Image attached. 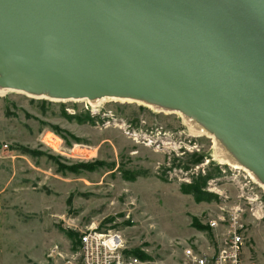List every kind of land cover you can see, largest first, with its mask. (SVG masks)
Here are the masks:
<instances>
[{
  "label": "rangeland",
  "instance_id": "1",
  "mask_svg": "<svg viewBox=\"0 0 264 264\" xmlns=\"http://www.w3.org/2000/svg\"><path fill=\"white\" fill-rule=\"evenodd\" d=\"M217 153L144 103L0 94V264H80L89 228L120 234L141 264H183L186 248L218 246L238 208L245 264H264V188Z\"/></svg>",
  "mask_w": 264,
  "mask_h": 264
},
{
  "label": "water",
  "instance_id": "2",
  "mask_svg": "<svg viewBox=\"0 0 264 264\" xmlns=\"http://www.w3.org/2000/svg\"><path fill=\"white\" fill-rule=\"evenodd\" d=\"M0 74L26 92L180 108L264 182V0H0Z\"/></svg>",
  "mask_w": 264,
  "mask_h": 264
},
{
  "label": "built area",
  "instance_id": "3",
  "mask_svg": "<svg viewBox=\"0 0 264 264\" xmlns=\"http://www.w3.org/2000/svg\"><path fill=\"white\" fill-rule=\"evenodd\" d=\"M239 210H232L229 227L213 251L198 253L188 247L184 251L183 264H245V225ZM210 226L219 230L216 220L211 221ZM77 257L80 264H141L137 256L125 253L124 240L120 234L111 231L103 233L97 228H89L80 235Z\"/></svg>",
  "mask_w": 264,
  "mask_h": 264
},
{
  "label": "bare ground",
  "instance_id": "4",
  "mask_svg": "<svg viewBox=\"0 0 264 264\" xmlns=\"http://www.w3.org/2000/svg\"><path fill=\"white\" fill-rule=\"evenodd\" d=\"M1 76V74H0ZM13 88L3 86L0 84V94H4L5 92L11 91ZM28 94H31L33 96L42 97V98H50V99H67L65 97H57L49 93L48 90H42L37 92H28ZM79 100H87L92 106L99 107L103 102L105 101H119V102H138V103H144L150 108H154L160 112H167V113H178L181 115L184 119V122L188 124L192 132L198 135H206L208 137H211L214 141V144L217 148V157L222 164H229L230 166L237 168V169H244L246 170L257 182L264 188V182H262L258 175L248 166H246L244 163L241 162L239 157L235 154L233 149L225 142V140L218 135L216 132H214L212 129H210L206 124H204L201 120H199L197 117L185 112L184 110L169 106L165 103L154 101L145 97H139L134 96L130 94H123V93H106L101 96H96L93 98H75Z\"/></svg>",
  "mask_w": 264,
  "mask_h": 264
},
{
  "label": "trees",
  "instance_id": "5",
  "mask_svg": "<svg viewBox=\"0 0 264 264\" xmlns=\"http://www.w3.org/2000/svg\"><path fill=\"white\" fill-rule=\"evenodd\" d=\"M78 246H80V237H79V240H78ZM132 254H134V255H136L137 257H140V255L138 254V253H132ZM127 255H129L128 253H127Z\"/></svg>",
  "mask_w": 264,
  "mask_h": 264
}]
</instances>
